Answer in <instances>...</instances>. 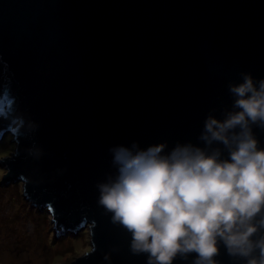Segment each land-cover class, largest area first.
Masks as SVG:
<instances>
[{"label": "water", "instance_id": "water-1", "mask_svg": "<svg viewBox=\"0 0 264 264\" xmlns=\"http://www.w3.org/2000/svg\"><path fill=\"white\" fill-rule=\"evenodd\" d=\"M241 73L264 78V0H0V138L14 144L0 184L20 181L55 237L87 229L89 249L67 264H147L98 203L110 149L203 146ZM215 260L244 264L222 244Z\"/></svg>", "mask_w": 264, "mask_h": 264}, {"label": "clouds", "instance_id": "clouds-1", "mask_svg": "<svg viewBox=\"0 0 264 264\" xmlns=\"http://www.w3.org/2000/svg\"><path fill=\"white\" fill-rule=\"evenodd\" d=\"M222 118L206 116L198 140L110 149L114 178L97 185L98 203L130 234L147 264H217L219 245L244 264H264V78L241 73ZM168 149V150H166Z\"/></svg>", "mask_w": 264, "mask_h": 264}, {"label": "rangeland", "instance_id": "rangeland-1", "mask_svg": "<svg viewBox=\"0 0 264 264\" xmlns=\"http://www.w3.org/2000/svg\"><path fill=\"white\" fill-rule=\"evenodd\" d=\"M10 135L0 138V159L12 151ZM5 168L0 164V174ZM45 208L32 206L22 183L0 184V264H67L90 247L87 229L64 230L55 237Z\"/></svg>", "mask_w": 264, "mask_h": 264}]
</instances>
